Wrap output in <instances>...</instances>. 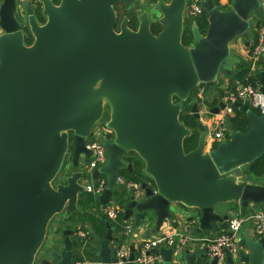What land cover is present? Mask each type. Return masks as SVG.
Segmentation results:
<instances>
[{"label": "water", "instance_id": "obj_1", "mask_svg": "<svg viewBox=\"0 0 264 264\" xmlns=\"http://www.w3.org/2000/svg\"><path fill=\"white\" fill-rule=\"evenodd\" d=\"M38 1L43 23L28 4L25 23L16 14V0L0 2V264H73L76 247L85 249L81 236L71 238L72 229H64L57 241L61 247L36 261L50 219L63 210L78 211V194L86 190L80 181L87 179L92 155L86 144L105 105L109 116L103 125L113 137L98 139L107 161L92 177L104 174L107 187L97 199L106 204L119 169L132 171L123 157L134 151L153 184L141 183L144 197H129L123 219L131 216L145 237L160 235L166 220L176 222L172 204L188 207L186 215L195 218L201 232L213 225L229 228L228 218L237 213L219 210L226 202L238 203L240 215L264 203V181H252L254 176L245 172L264 154V111L256 114L248 99L233 103L250 125L244 132L228 128L229 138L210 150L209 127L199 118L197 102L191 114L198 138L188 152L183 140L192 130L179 120L182 101L193 89L204 84L213 99L219 72L231 75L240 61L231 53V42L241 37L250 45L251 19L264 21L260 0H232L226 10L214 0L201 1L207 28L202 34L192 21L189 45L181 41L186 0H142L137 29H130L124 16L118 31L115 6L127 9L137 0ZM151 17L160 25L157 34L150 31ZM25 28L33 36L29 45ZM259 75L264 93V71ZM223 107L219 99L209 113ZM67 155L70 164L61 171ZM106 226L103 236L88 227L99 243L100 264L115 260L111 227ZM197 245L174 240L150 252L160 255L156 264H218ZM237 247L235 253L224 249L222 264H264V231L255 234L247 227ZM133 256L131 243L126 264H133Z\"/></svg>", "mask_w": 264, "mask_h": 264}, {"label": "built area", "instance_id": "obj_2", "mask_svg": "<svg viewBox=\"0 0 264 264\" xmlns=\"http://www.w3.org/2000/svg\"><path fill=\"white\" fill-rule=\"evenodd\" d=\"M203 0H186L185 12L190 17L198 16L202 13L203 7L200 2ZM38 0H16V14L19 17L25 16V4L34 8ZM40 3V2H39ZM254 20L251 19V29L253 32V46L248 53L247 58L252 62V69L255 67L257 57L264 56V27L254 24ZM225 77V76H224ZM223 79V78H222ZM222 82L219 80L217 86H221ZM259 83L253 85L251 83L237 82L233 88L228 86L221 88L219 92V99L224 102V107L220 110L218 118L217 129L214 130L211 138V142L206 145V149L210 150L213 143L227 140V120L234 115L233 103H242L246 99L249 101L250 108L256 109L259 113L264 111V93L259 88ZM206 94V86L199 84L197 86L196 98L201 99ZM104 124V123H103ZM98 124L94 128V135L87 141L86 147L92 151V155L86 163V170L97 169L104 165L107 161V153L102 144L98 142L100 137L105 140H110L113 137V132L106 128L104 125ZM99 131V132H98ZM208 144V141H207ZM209 149H208V148ZM116 185L124 187L125 194H129L134 200H141L144 197V190L139 182L125 179L121 174L117 172ZM107 187L106 177H99L91 183L85 184V191L93 195L101 194ZM155 192V190H154ZM125 205L116 201L110 200L102 205L97 211H93L97 216H103L111 222H117L120 216H123ZM120 238H118L113 246L114 262L112 264H126L129 255V245L133 243L134 256L133 264H156L160 260V256L157 253L150 252L151 249L159 246L168 247L174 240L177 243L184 245L187 243L195 245L198 242H202L207 248V255L212 258L216 257L218 264H222L224 261V249L229 248L232 252L237 250V234L243 229V227L250 226L251 230L255 234H261L264 231V212L257 210L252 212H245L244 214H236L228 218V229L221 232L214 239H199L188 237L185 234L169 231V229L162 231L160 235L153 237H142V239H136L133 236L134 229L140 231V228L135 227L133 224V218L130 216L127 219H122L120 222ZM89 232L87 230H78V235L82 239H87ZM132 236V237H131ZM130 238V239H129ZM73 264H100V261H90L81 252L80 258H76Z\"/></svg>", "mask_w": 264, "mask_h": 264}, {"label": "trees", "instance_id": "obj_3", "mask_svg": "<svg viewBox=\"0 0 264 264\" xmlns=\"http://www.w3.org/2000/svg\"><path fill=\"white\" fill-rule=\"evenodd\" d=\"M58 1L59 0H54L56 4L58 3ZM214 1H215V5L221 10H226L229 8V5H220L218 0H214ZM34 11L39 22L43 23L45 21V17L41 14V5L39 2L35 4ZM132 18H133L132 19L133 27H135L136 26V24L134 23L135 18L134 16ZM192 21H194L196 25L199 27L200 32L202 34H205L208 24L207 13L203 9L200 15L192 17V19L190 18L184 19V26H183V32L181 38V41L184 45H189L191 43L192 35L190 28ZM261 23H264V21L256 19V25H260ZM154 28L157 27L154 26ZM32 41H33V36L29 32L28 28H25V38H24L25 44L29 45L32 43ZM252 46H253V42H251L249 45L248 53H250ZM251 67H252V62L249 59L247 60L240 59V61L233 66V72L231 73V75L230 76L224 75L226 78H228V87L233 88L237 82L251 83L253 85L258 84L260 79L259 71L260 70L264 71V56L262 57L260 62L257 61L255 62L254 69H252ZM196 91L197 88L193 89L189 93L188 97L184 101H182V109L179 113V120L182 121L185 124V126H187L192 130V133L189 136L185 137L183 140V148L185 152L192 150L196 146L197 138H198V131L196 130V122L191 114V106L194 103L193 98L196 95ZM174 100L177 101L178 99L174 97ZM252 110L256 114H260L258 110L253 108ZM249 125H250L249 119L245 117L237 108L234 107V115L227 120V127L233 130H240L244 132L247 130ZM226 137L229 138L227 132H226ZM216 145L217 143H213L212 148L216 147ZM125 160L132 164V171L128 172L126 169H121L118 170L119 171L118 173H121L122 175L126 176V178L129 180L142 182L148 179L151 180L153 183L151 177L150 179L144 176L143 174L144 161L134 151H130L128 153V156L125 157ZM62 170H64V164L63 167L61 168V171ZM245 172L253 175L254 177L262 176L264 174V154L258 159L248 164L245 169ZM54 182H56V180ZM78 204L81 207L80 212L79 211L72 212L67 218L69 221L81 222L82 225L84 222H88L91 225L93 232H95V234L98 236H103L105 234L107 228L106 224H109V226L114 231L120 230L119 222L122 220V216L119 217V220L117 222L113 223L103 216H97L95 212L92 211V206L98 204L94 195L88 193H82L81 196L79 197ZM82 228L83 230L85 229L84 226H82ZM98 247H99L98 242L89 233L87 237L86 247L83 250V254L90 261L98 260V257L95 254ZM76 253H77V258H80V253L78 252Z\"/></svg>", "mask_w": 264, "mask_h": 264}, {"label": "crops", "instance_id": "obj_4", "mask_svg": "<svg viewBox=\"0 0 264 264\" xmlns=\"http://www.w3.org/2000/svg\"><path fill=\"white\" fill-rule=\"evenodd\" d=\"M218 1H219L220 5H229V6H230V4L232 2L230 0H218ZM260 1H261V3L264 6V0H260ZM0 2H1V0H0ZM185 18L192 19V17L188 16L186 14V12L184 11V19ZM255 23H256V20H254V24ZM260 26L264 27V23H261ZM234 42H236V43L233 44ZM234 42L233 41L231 42V46H230L231 53L234 54V55H237L238 57H240V59L247 60L248 59L247 55H248V51H249V46L247 47V46L244 45V41H243L242 38H241V43L238 42V37L235 39ZM227 86H228V78L223 77V82H222L221 86L220 87L218 86V89L216 87V90H215L216 91V96H217V94L219 95V92H221L220 91L221 88H225ZM208 96H209V94L206 93V94H204V96L201 99H197L196 95H195L194 98H193V101L198 103L199 113H200V117L199 118H200L201 122L204 123V124H207L208 127H209V132H208V135H207V141H208L207 145L209 147V144H210L211 138H212V134H213L214 130L217 129V126H218V118H219L220 111L218 113H216V114L209 113L210 107H212L217 102V100H219V96H217V98L215 96L213 99H210ZM102 124H103V122L100 123V125H102ZM83 161H84V158L80 157V160H79L80 164H82ZM63 164H64V167L69 166V164H70V155H67V157L65 158ZM94 170L95 169L87 170V179H84V180L80 181L84 186L87 183H91V182L95 181L99 177H106L104 174L100 173L99 176L96 179H93L92 172ZM143 174H144L145 177L150 178V176L147 175L146 173H144V171H143ZM251 180L255 181V182H262V181H264V178L262 176H260V177H252ZM139 183H140V185H141V183H146L148 185L153 184L152 181L148 180V179L145 180V181L139 182ZM115 189H116V184H115ZM115 189H114L113 193L115 192ZM82 193H88V192L84 191V192H81V193L78 194L77 208H78L79 212H80V208L81 207L78 204V200H79V197L81 196ZM124 193H125V191H124ZM88 194H91V193H88ZM100 195L101 194L94 195L96 201L98 202V204L92 206V211H97L103 205V204H100V202L97 199V197L100 196ZM111 196L108 198V201L110 200ZM129 197H130V195L127 194L126 198H125V201L123 202L125 207H126V204L129 202ZM177 208L181 209L182 213L176 212V214H175L176 215V222H171V221L166 220L165 223L162 226V231H165V230L169 229V231L172 230V231H175V232H179V233L185 234L188 237L199 238V239H213L212 237H215L218 234H220L221 232L226 231V230L218 229L215 225H213V229L211 231L204 230V231L198 232L197 231V226H196L197 222H196L195 218L193 216H191V214L189 216L186 215L187 211H189V208L184 206V205H181V204H177L176 205V209ZM219 208H220L219 210H231V211H235V213H237V214L239 213V204L235 203V202H226V203L222 204L221 206H219ZM257 210H260V211L264 212V203H261L257 208L249 207L247 209V212H252V211H257ZM74 212H76V211H74ZM70 214H66V212L63 210L62 212L55 214L50 219V221L48 222V225H47L45 238H44V240L42 242V245L40 246L39 251H38V253L39 252L42 253V256L46 252L50 251L54 247H57V246L61 247V245H58L57 241L60 239L61 233H62V231L64 229H69V228L72 229L73 232H72L71 238H74V237H76L78 235V230L83 229L82 226H84L87 231H88V227L89 226L91 227V225L88 222H84L83 225H82L81 222L69 221L67 218H68V216ZM122 219H123V216H122ZM247 227H248V225L243 227V229H241V231L237 234V239L238 240L243 236V232H244V230ZM111 232H112V237L113 238L109 242V246L111 248V255H113L114 243L121 236H120L119 230L118 231H114L111 228ZM133 236L136 239H142V237H145L144 236V229L141 227L140 231H136V232L133 233ZM153 236H155V235L152 234V235H149V236H146V237H153ZM82 240H83L84 243L87 242V239H82ZM81 246L82 245H78L76 247V249H75L76 252H78L80 254H81V251H82L81 250V248H82ZM197 246L199 248L205 247L203 245V243L200 242V241L198 242ZM98 249H99V247H98ZM39 259L36 257V261L37 262H38ZM95 261H99V260H95Z\"/></svg>", "mask_w": 264, "mask_h": 264}, {"label": "flooded vegetation", "instance_id": "obj_5", "mask_svg": "<svg viewBox=\"0 0 264 264\" xmlns=\"http://www.w3.org/2000/svg\"><path fill=\"white\" fill-rule=\"evenodd\" d=\"M138 1V2H137ZM134 4H132L129 8H127V9H125L124 7H123V5L122 4H117L116 6H115V11H116V13H117V16H118V19H117V24H116V26H115V30L116 31H118L119 30V21L121 20V18H123L124 16H126L127 17V19H128V22H127V26L130 28V29H132V30H136L137 29V26H138V20H137V15L140 13V11L143 9V8H141L139 5H143L142 4V0H137ZM143 1H145V0H143ZM166 1H168V0H166ZM139 8H141V9H139ZM134 16V23L136 24V26L135 27H133V22H132V17ZM156 19L157 18H150V24H149V26H150V31L153 33V34H157L158 32H159V30H160V25L156 22ZM154 26L155 27H157V28H154ZM154 32H153V31ZM104 111H109V108L107 107V105H105V107H104ZM126 156H128V155H126ZM126 156H124L123 157V160L124 161H126L125 160V157Z\"/></svg>", "mask_w": 264, "mask_h": 264}, {"label": "rangeland", "instance_id": "obj_6", "mask_svg": "<svg viewBox=\"0 0 264 264\" xmlns=\"http://www.w3.org/2000/svg\"><path fill=\"white\" fill-rule=\"evenodd\" d=\"M138 2V1H137ZM20 19L23 21V22H25L26 23V20H25V17H20ZM235 41V40H234ZM233 41V42H234ZM238 42L239 43H241V38L240 37H238ZM236 42H234L233 44H235ZM224 77V75H223V72L222 71H220L219 72V74H218V79L221 81V82H223V77ZM108 107V106H107ZM108 116H109V113H108V111H105V113L103 114V116H102V118L99 120V123L98 124H100V123H105V121H107L108 120ZM119 170H121V169H119ZM119 172V171H118ZM119 174H121V173H119ZM122 175V174H121ZM125 179H127L126 178V176H124V175H122ZM124 187L123 186H121V185H116V189H115V192L114 193H112V196H111V201H116V202H118V203H123L124 201H125V198H126V194L124 193ZM176 205L177 204H172L171 205V210L176 214V212H179V213H182L181 212V209H179V208H177L176 209ZM134 232H136V230L134 229L133 230ZM42 256V253L41 252H39V253H37V255H36V257L39 259L40 257Z\"/></svg>", "mask_w": 264, "mask_h": 264}]
</instances>
